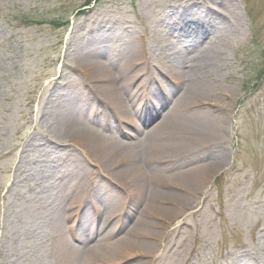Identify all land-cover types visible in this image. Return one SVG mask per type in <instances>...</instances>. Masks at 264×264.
Returning a JSON list of instances; mask_svg holds the SVG:
<instances>
[{
    "label": "rangeland",
    "instance_id": "1",
    "mask_svg": "<svg viewBox=\"0 0 264 264\" xmlns=\"http://www.w3.org/2000/svg\"><path fill=\"white\" fill-rule=\"evenodd\" d=\"M185 6L193 9L191 19L168 27L171 10ZM211 8L225 13L221 25L228 46L222 50L211 46L205 53L208 69L196 73L201 83L211 86L203 103L217 107L221 128L218 133L205 132V145L196 151L173 156L164 164L147 156L151 162L142 166L148 173L160 168V175L170 176L203 159L224 161L198 188L200 193L187 211L174 209L178 218L170 230L176 223L178 230L163 236L171 237V242L162 243L157 260L149 264H183L185 257L186 264L244 263L239 252L255 249L264 235V0H0V264H63L55 257L56 230L42 211L73 196L74 175L103 181V171L80 149L54 139L58 124L54 97L68 103L71 91H84L85 71L76 57L81 47L89 46L91 52L113 60L142 48L150 69L144 82L148 92H161L168 106L171 101L165 96L170 89L156 85L154 71L193 72L196 60V51L183 49L171 29L189 30L198 43L206 41L204 30L214 26L205 18ZM61 83L68 85L56 95ZM82 96L79 104L86 111L93 108L89 96ZM211 110L206 113L209 121L216 116ZM154 112L146 113L145 122H137L139 131L133 135L141 144L146 140L142 134L158 118ZM100 116L110 119L108 112ZM123 140L133 142L130 136ZM122 195L124 202L112 209L115 218L123 217L119 230L113 225L103 230L134 240L125 234L143 204L137 206L129 195ZM104 199L106 208L113 205L112 197ZM97 218L98 213L88 210L82 221L71 217L64 222L60 242L68 250L66 261L74 260L70 251L74 245L81 248L75 254L80 264H133L135 260L126 257H107L106 249L99 258L88 257L92 244L77 240L86 228L98 227ZM191 250L195 254L189 255ZM258 256L261 263L263 255Z\"/></svg>",
    "mask_w": 264,
    "mask_h": 264
},
{
    "label": "bare ground",
    "instance_id": "2",
    "mask_svg": "<svg viewBox=\"0 0 264 264\" xmlns=\"http://www.w3.org/2000/svg\"><path fill=\"white\" fill-rule=\"evenodd\" d=\"M190 10L193 9L188 6L172 9L166 17L168 27H173L181 20L189 21L193 13ZM211 10H207L208 14L205 18H209L214 26L210 25V30H204L202 35H208L206 41L198 43V39L193 37L189 30L171 29L183 49L196 51L195 64L191 69L194 73L179 69H173L167 75L157 70L153 73L158 87L165 85L170 89L169 95L165 97L170 99L171 105L163 104L165 99L161 92H148L144 82L148 79L146 76L150 73V69L146 64L142 48H136L125 59L113 60L114 57L108 54L91 52L89 46L81 47V52L76 57H78L77 65L85 71L84 91L75 93L71 91L68 103L60 100V96L51 95L55 98L56 107L53 108L58 122L54 139L57 142L67 140L72 143L82 151L85 158L95 163L104 173L103 181L99 182H93L87 174L74 175L70 189L74 193L73 196H65L66 199L58 205L44 207L42 212L47 213V220L53 224L59 239L54 250L59 262L80 264L76 262L75 254L81 248L71 246L70 251H73L74 260L66 261L68 250L60 241L65 236L64 222L71 217L80 222L86 217L88 210L98 213V221H96L98 227L86 228L85 233H82V239L77 241L88 247L89 243L92 244L93 250L88 254L90 259L101 257L106 249V253L109 254L107 257H126L135 260L133 264H149L156 261L155 257L158 249L162 248V243L166 246L171 242V237L163 236L168 232L175 234L180 225L176 223L177 226L170 230L178 218L174 209L187 211L196 201V194L200 193L198 188L223 164L224 160L221 157L203 159L170 176L160 175L162 174L160 168L148 170V173L146 167L142 166L153 161V157L163 158L162 161L160 159L156 161L159 160V163L164 164L169 163L171 161L169 159L173 156L177 158L185 156L187 152L196 151L204 142L205 132L218 133L221 128V118L215 112L217 107L203 103V95L211 86L201 83L196 73L206 72L208 69L205 53L211 46L220 47V50L228 46L227 34L221 25L226 21L225 13L220 9L211 8ZM138 79L142 85L136 83ZM67 85L61 83L54 93L57 95L58 92L60 95ZM82 95L89 96L93 103L94 107L88 111L79 104L83 99ZM80 107L82 112L78 111ZM211 108V113L216 115L213 116V121H209L206 115L207 110ZM161 109L164 111L161 112ZM101 111L108 112L110 119L100 116ZM153 111L158 118L142 134L146 140L141 144L133 132L139 131L137 122H145L146 113ZM112 121L128 126L130 132H125L124 126H113ZM127 136L133 139L134 144L123 140ZM135 145L137 149L133 147L134 150L132 146ZM141 149L145 150L143 156L140 154ZM147 156L152 160L150 161ZM153 183L157 188L152 189ZM122 193L129 195L137 206L141 202L143 204L128 233L123 232V234L127 233L125 236L132 235L134 240L123 238L117 231L103 230L107 225L116 226L117 229L121 226L123 221L120 220L123 217L115 218L112 209L118 203L124 202ZM106 197L113 199V205L107 208L104 202ZM131 208L134 210V205ZM133 210H129L130 213ZM143 211H147L153 220L148 221L142 214ZM259 238L255 249L239 252L244 261L241 264H264V235L260 234ZM240 247L243 248L244 245ZM193 254L195 251L191 250L189 255ZM261 254L263 257L259 263L258 255ZM182 263L186 264V257ZM231 264L240 263L235 261Z\"/></svg>",
    "mask_w": 264,
    "mask_h": 264
},
{
    "label": "water",
    "instance_id": "3",
    "mask_svg": "<svg viewBox=\"0 0 264 264\" xmlns=\"http://www.w3.org/2000/svg\"><path fill=\"white\" fill-rule=\"evenodd\" d=\"M152 123H153V121H152ZM152 124H150L148 127H150Z\"/></svg>",
    "mask_w": 264,
    "mask_h": 264
}]
</instances>
